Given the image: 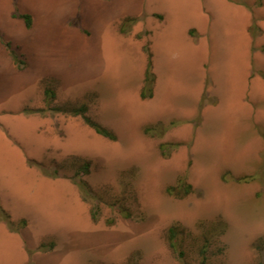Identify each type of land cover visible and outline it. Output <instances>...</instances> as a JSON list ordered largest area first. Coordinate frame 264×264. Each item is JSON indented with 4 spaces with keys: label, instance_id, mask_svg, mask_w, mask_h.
<instances>
[{
    "label": "rangeland",
    "instance_id": "374dc122",
    "mask_svg": "<svg viewBox=\"0 0 264 264\" xmlns=\"http://www.w3.org/2000/svg\"><path fill=\"white\" fill-rule=\"evenodd\" d=\"M229 1L243 8L249 36L241 31L242 22L236 21L235 8L224 0H145L148 8L164 9L172 25L157 32L154 39L169 49L164 47L165 58L171 48L176 55L172 67L165 59L160 62L163 78H174L179 89L174 99L180 102L191 97L185 87L200 76L204 56L217 84L209 101L219 95L225 103L206 114L194 146L191 139L182 141V137L162 141L168 127L181 124L178 121L125 130L138 114L131 105L135 97L129 98L128 93L135 86L132 74L137 62L131 63L130 54L118 49L108 35L94 39V46L102 49L83 59L80 73L72 74L68 81L70 87L48 83L55 95L46 100L45 107L50 114L63 117L54 122L60 128L54 132L56 140L33 130L24 140L35 149L47 143L57 146L54 152L58 151L59 159L54 158L48 167L36 166L52 183L36 182L18 150L0 133V188L5 205L25 216L10 219L12 226L4 224L17 232L30 220L31 243L38 241L34 250L24 246L29 257L26 264H33L35 251L47 255L45 264H202L199 250L204 242L208 244L204 264H258L264 260V90L259 89L255 98L247 86L248 66L254 68L253 74L264 76L258 71L264 70V0ZM202 7L213 14L206 48L202 43L190 48L181 37L173 40V33L177 38L174 26L193 21ZM74 20L77 24H72ZM74 20L70 24L80 23L78 18ZM147 33L145 27L140 36ZM191 34L196 37L195 31ZM98 68L111 74L96 78ZM76 78L84 82L76 84ZM97 92L108 106L107 120L98 121L113 129L114 140L87 125L82 130L74 123L82 122L80 117L50 109L86 104L87 114L93 118ZM233 96L236 102L232 104ZM207 98L205 91L195 125L201 122ZM246 119L245 130L240 125ZM160 144L166 146L161 149ZM34 148L29 151L36 153ZM84 161L89 163V173L83 175L91 190L88 197L81 194L74 176ZM181 183L191 185L189 193L167 192L168 186ZM95 207L97 220L91 216ZM119 207L130 216L119 213ZM170 227L175 231V249L168 242ZM50 242L54 243L51 250L38 248ZM20 248L15 239L0 233V264H17Z\"/></svg>",
    "mask_w": 264,
    "mask_h": 264
},
{
    "label": "crops",
    "instance_id": "0c3cea01",
    "mask_svg": "<svg viewBox=\"0 0 264 264\" xmlns=\"http://www.w3.org/2000/svg\"><path fill=\"white\" fill-rule=\"evenodd\" d=\"M224 1L235 8L232 9L235 11V19L242 22L241 31L245 32L244 35L249 36L243 8L229 0ZM14 10L20 14H28L31 17V26L27 27L23 19L14 17ZM126 17H140L141 19L133 23L128 32L122 33L119 30V23ZM75 18H78L80 23L78 25L70 24V21ZM212 18L213 14L210 9L202 7L201 13L193 21L186 23L185 26H174L177 38L176 33H173V40L181 37V41H186L190 48L196 49L201 43L203 48H206L205 42L208 41L207 37L212 32ZM169 26L172 25L164 9L160 7L148 8L145 0H0V133L18 150L23 166L28 173L32 172V175H29L34 176L36 182L40 181L43 184L53 182L50 178L42 175L36 166L48 167L54 162V158L59 159L56 154L58 151L54 152L57 150V146L47 143L43 144L40 150L39 147H37L39 149H35L32 143L24 140L33 130L54 142L56 140L54 132L59 128L54 122L63 119L62 115L54 116L46 109L45 89L50 88L48 85L50 81L56 82L59 87L66 89L70 87L68 81L72 79V74L80 73L83 59L86 56L97 55L96 49L98 51L102 49L101 46L96 47L93 43L94 39L100 35L110 36L118 49L123 48L130 54L131 63L137 62L136 71L132 74V77L136 78L135 86L130 88L128 93H131L129 98L135 97L134 102L131 100V105L134 114L135 112L138 114H135V118L133 117L125 130L140 131L159 123L168 125L173 121H178L182 125L168 127L162 141L175 142L182 137V141L191 139L193 146L195 145L194 142L198 138L202 124L205 123L206 114L225 103L219 95L218 98L215 97L209 101L211 90L216 91L217 84L210 76L211 73L209 74V62L204 56L200 62L202 67L200 76L198 79L195 78L194 84L185 87L186 92H191V97L180 102L174 99L179 94V89L175 87L174 78L169 80L163 78L160 62L165 59V62L172 67L176 55L171 48L165 58L164 47L167 48V46L154 39L155 35ZM145 27L148 33L140 36V32ZM161 29L162 31L159 32ZM192 30L196 32V37L191 34ZM5 42L10 44L11 49L24 62L23 66L18 67L14 63ZM146 42L149 46V57L143 50ZM156 42L159 43V46ZM148 62L150 63L149 69ZM164 66L166 65L164 64ZM251 67L248 66L247 86L251 87V92L255 98H258L259 89L260 91L264 90V76L253 74L252 69L254 70V68ZM98 69L95 72L96 78L111 74L110 72L105 75V73L103 74L104 70ZM147 69L153 76L152 95L144 98L141 96V91ZM259 70L264 73L261 68H258ZM76 79V84L84 82L82 78ZM205 91L208 93L206 99L208 101H205L201 111V122L195 125L194 120L199 114L198 108ZM234 96L232 104L236 102ZM227 103L230 104L228 101ZM107 109L108 106L103 103L97 92L93 118L90 117L101 126L113 131L112 128L99 122L107 120L108 117L105 115ZM74 123L82 126V130L84 125H87L83 119L82 122L74 120ZM132 123L133 125H131ZM247 123L246 119L240 127L243 129L244 126L246 130ZM183 129H185L184 132ZM29 147H33L36 153L33 150L29 151ZM9 192L18 194L14 189H9ZM3 197L4 194L0 188V206L12 221L25 217L18 211H13L9 205H5L6 199ZM29 225L30 220L25 228L11 232L0 220L2 236L15 239L18 249L21 246L20 261L17 264H26L29 259L24 246L34 250L38 245V241L31 243L32 236L29 232ZM46 256L41 251H35L31 255V259L33 264H45Z\"/></svg>",
    "mask_w": 264,
    "mask_h": 264
},
{
    "label": "trees",
    "instance_id": "16d2710c",
    "mask_svg": "<svg viewBox=\"0 0 264 264\" xmlns=\"http://www.w3.org/2000/svg\"><path fill=\"white\" fill-rule=\"evenodd\" d=\"M13 16L16 18L23 19L25 22V25L27 27L31 26V17L28 14H20L19 12H17V10H14ZM136 20H137L136 17H126V18L122 19V21L119 23L120 32H122V33L128 32L130 30L132 24ZM75 21H77V20H74V22L72 24H77V22H75ZM5 46L9 50L10 55L12 56L14 63L18 67L23 66L24 62L22 60H20L19 57L17 56V54L11 49L10 44L8 42H5ZM144 51L148 54V57H149V46L147 43L144 45ZM149 66H150V63L148 62V69H149ZM148 69L146 70V73H145L144 86H143L142 91H141V96L144 98L145 97H151V95H152L153 76ZM54 95L55 94H54L53 90H51L50 88L45 89V96H46V100L48 102L51 101V99L54 97ZM50 109L53 111L68 113V114L73 115V116H80L83 119V121L88 126H90L96 133L103 135L104 137H107V138L112 139V140H114L116 138V136L112 130H109V129L101 126L99 123L94 121L87 114L88 107L86 104H81L78 107L77 106L71 107L69 109L62 108V107H54V108H50ZM165 146H166L165 144H160L161 149L164 148ZM79 169L80 170L77 171L76 174H74L75 183L78 186L81 194L84 195V197H88L91 190L89 188L87 181L84 179L83 175L89 173V163L84 161ZM166 190L170 194L174 193L176 195H184L186 193H189V191L191 190V185L181 183V184H178L177 186H168ZM118 210H119V213H121L123 216H128V217L130 216L129 212L126 211V209H124L123 207H119ZM91 216H92L93 220L98 219V216H99L98 208L95 207V208L91 209ZM0 220H2L7 226H12V221L10 220V216L5 212V210L1 206H0ZM174 238H175L174 228L170 227L168 230V242H169L170 246L175 249ZM53 247H54V243L50 242L48 244H40L38 248L41 250H51ZM207 247H208L207 242H204L201 245L200 250H199V254L201 257V263L202 264H204L205 260H206L205 254L207 252ZM178 254L181 255V252H179ZM258 264H264V260H260L258 262Z\"/></svg>",
    "mask_w": 264,
    "mask_h": 264
}]
</instances>
